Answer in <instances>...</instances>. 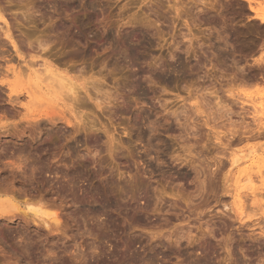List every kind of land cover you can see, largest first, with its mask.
<instances>
[{
    "label": "rangeland",
    "instance_id": "rangeland-1",
    "mask_svg": "<svg viewBox=\"0 0 264 264\" xmlns=\"http://www.w3.org/2000/svg\"><path fill=\"white\" fill-rule=\"evenodd\" d=\"M209 1L0 0V183L62 224L1 220L0 264H264V0ZM40 56L88 94L31 108Z\"/></svg>",
    "mask_w": 264,
    "mask_h": 264
},
{
    "label": "bare ground",
    "instance_id": "bare-ground-1",
    "mask_svg": "<svg viewBox=\"0 0 264 264\" xmlns=\"http://www.w3.org/2000/svg\"><path fill=\"white\" fill-rule=\"evenodd\" d=\"M210 1H212V0H210ZM209 1V2H210ZM217 1L218 0H215V2H213V3H210V5H209V7H208V9L209 10H211V9H215V5L216 4H218L217 3ZM247 2H250L251 3V0H246ZM225 2H226V0H225ZM206 2H204V5H207V4H205ZM209 4V3H208ZM203 5V6H204ZM254 7V6H253ZM251 5H250V10L252 11V12H255V14H256V18L258 19V20H260L261 21V23H263L264 24V15H263V13L261 12V11H257V10H255L254 8H253ZM5 11V10H4ZM206 14V13H205ZM17 20V19H16ZM212 20V19H211ZM0 21L3 23V25L5 26H0V30L3 32V35H4V37L10 42V44L12 45V47H13V49H14V51L16 52V54L18 55V57L19 58H21V59H23V61H24V63H26L27 61H26V59L24 60V57H23V53L21 54V49L18 47V44H17V42L15 41V39H14V37H13V34L14 33H12V30H11V27H10V25H9V23H8V21H7V19H6V17H5V14L3 13V9L1 10L0 9ZM2 36V35H1ZM226 37V36H225ZM27 39V38H26ZM25 40V39H24ZM27 42V41H26ZM1 43V42H0ZM2 44V43H1ZM4 44V43H3ZM30 44V43H29ZM41 44V43H40ZM31 45H33V44H30L29 46H31ZM228 45V44H227ZM234 45V44H233ZM2 46V45H1ZM28 46V45H27ZM231 46V45H230ZM32 47V46H31ZM40 47H42V46H40ZM44 47V46H43ZM39 48V47H38ZM194 49V48H193ZM41 50H43V49H41ZM44 50L46 51V49L44 48ZM189 51V50H188ZM192 51V50H191ZM42 52V51H41ZM188 53V52H187ZM43 54V53H42ZM3 56V55H2ZM46 56V55H45ZM51 56V55H50ZM196 56V55H195ZM13 58V57H12ZM39 58H41V56L39 57ZM41 60L42 61H40V62H35V65L34 66H32L31 67V65L28 67V69L26 68V70H28L27 72V74L29 75V78H28V80L26 79L27 77H24V76H28L27 74H25L24 75V73H23V75H22V73H20L21 71H19V74H21V75H19V76H22L24 79H26V81L24 80V79H22L21 77V79L20 80H23V81H25L24 82V84L25 85H23V83H21L22 84V91H24V93L26 94V96H27V98H28V100L29 101H27L28 103V105H29V103H30V107L31 106H35L36 108L38 107V108H40L41 106L42 107H44L46 104H47V106L49 105H51L52 104V102H54V101H58L57 103H59V102H65V98H66V100H68L69 102H71V103H79L80 101V99H79V96H80V91H82V90H84L85 92H86V94H88V91L86 90V87L83 85V84H79V85H77L76 84V82H74L75 81V79H74V77L72 78V77H70L69 76V74L67 73V72H64V71H61V70H59L51 61H50V59H45L44 57L43 58H41ZM9 61V60H8ZM22 62V61H21ZM21 65V64H20ZM23 68V67H22ZM21 68V69H22ZM17 69V68H16ZM12 71V69H9V71ZM240 70V69H239ZM4 71V70H3ZM22 71H23V69H22ZM16 72V71H15ZM18 72V71H17ZM17 74V73H16ZM4 76V75H3ZM1 77V76H0ZM18 78V77H17ZM78 80V79H77ZM23 81H21V82H23ZM97 81V80H96ZM19 82V81H18ZM92 82V81H91ZM0 83L2 84V85H4L5 83L2 81V80H0ZM98 83V82H97ZM8 84V83H7ZM93 84V83H92ZM6 85V84H5ZM12 85V84H11ZM94 85V84H93ZM96 85V84H95ZM94 85V86H95ZM7 86H10L9 84L7 85ZM24 87V88H23ZM93 87V86H92ZM3 88V87H2ZM93 89H94V87H93ZM95 90V89H94ZM10 91H11V89H10ZM99 92H100V90H98ZM104 92V91H103ZM14 93H16V91H14V90H12L11 91V96H13L14 95ZM23 93V94H24ZM106 93V92H105ZM109 93V92H108ZM107 94V93H106ZM110 95H111V93H109ZM82 95V94H81ZM101 95V94H100ZM10 96V97H11ZM19 96V95H18ZM104 96V95H103ZM106 96H108V95H106ZM105 96V97H106ZM14 97V96H13ZM12 97V98H13ZM16 98H17V96H15ZM109 97V96H108ZM107 97V98H108ZM91 98V97H90ZM106 98V99H107ZM86 99V98H85ZM93 99V98H92ZM18 100V99H17ZM104 101V100H103ZM69 102H67V103H69ZM108 102V101H107ZM12 103V102H11ZM15 103H17V102H15ZM35 105H34V104ZM36 103H37V105H36ZM42 104V105H41ZM45 104V105H44ZM70 104V103H69ZM73 104H70V105H73ZM98 104V103H97ZM110 104V103H109ZM40 107H39V106ZM44 105V106H43ZM76 105H80V104H76ZM24 106L26 107L27 105H25L24 104ZM81 106H82V104H81ZM30 107H27L28 109H30ZM42 107H41V109H42ZM46 107V106H45ZM51 107V106H50ZM49 107V108H50ZM97 107H101V106H99V105H97ZM26 108V109H27ZM32 108V107H31ZM48 108V109H49ZM55 108V107H54ZM69 108V107H68ZM75 108V107H74ZM73 107H71V108H69L70 110H71V112L74 114V110L76 109H74ZM87 108V107H86ZM27 109V110H28ZM48 109H46V110H48ZM53 108L51 107V110H52ZM121 109V108H120ZM50 110V111H51ZM54 110V109H53ZM56 111V110H55ZM51 113H52V111H51ZM54 113V112H53ZM125 113V112H124ZM123 113V114H124ZM55 114V113H54ZM64 114V113H63ZM63 114H62V116L60 117V118H62L63 117ZM46 115V114H45ZM74 115H76V114H74ZM66 116H68V115H66ZM54 117V116H53ZM59 118V117H58ZM134 118V117H133ZM52 121L54 120H56L57 121V119H51ZM61 121H62V119H60ZM63 120H65V124L66 125H69L70 127L72 126V121H70V119H65V118H63ZM39 121V120H38ZM58 121H59V119H58ZM81 121V120H80ZM122 121V120H121ZM48 123H49V121H48ZM78 123V122H77ZM81 123V122H80ZM63 124H64V122H63ZM56 124H54V126H55ZM135 125L136 124H130V126L128 127V129H126L127 127L125 126V130H126V132L124 133V134H127L128 136H132V134H133V132H134V128H135ZM68 126V127H69ZM5 126H2L1 128L3 129ZM52 127H53V124H52ZM13 128V127H12ZM39 128V127H38ZM40 128H41V126H40ZM44 128V127H43ZM94 128V127H93ZM59 129V128H58ZM137 129V128H136ZM166 129V128H165ZM168 129V128H167ZM37 130V129H36ZM60 130V129H59ZM93 130V129H92ZM128 130V131H127ZM17 131H19V130H17L16 129V131L14 132V134H18L17 133ZM33 131V130H32ZM46 131V130H45ZM55 131V130H54ZM95 131V130H94ZM20 133H22V131H19ZM69 132V131H68ZM124 132V131H123ZM167 132V131H166ZM169 132V131H168ZM62 133V132H61ZM140 133V132H139ZM14 134H11V132L9 133H7L5 136H6V139L9 141V137L8 136H14ZM23 134H24V132H23ZM27 134V133H26ZM187 134V133H186ZM21 135V134H20ZM72 135V134H71ZM141 135V134H140ZM1 136V135H0ZM39 136V135H38ZM3 138V137H2ZM44 139V138H43ZM2 141L4 140V139H1ZM46 140V139H45ZM2 141H0V149H2V147H3V144H2ZM40 141V140H39ZM40 143V142H39ZM39 145V144H38ZM5 149V148H4ZM1 151V150H0ZM2 153L4 152V151H1ZM0 152V153H1ZM20 153H21V151H20ZM19 153V154H20ZM18 154V155H19ZM1 155V154H0ZM8 155V154H7ZM14 157V156H13ZM12 157V158H13ZM18 157H20V156H18ZM6 158H7V156H6ZM11 158V159H12ZM8 159V158H7ZM6 159V160H7ZM18 159V158H17ZM3 160H4V158H3ZM9 160V159H8ZM16 160V159H15ZM233 160V163H237L239 160L237 159V158H233L232 159ZM14 161V160H13ZM23 161H25V160H23ZM237 161V162H236ZM9 162V161H8ZM17 162V161H16ZM20 162H22V161H20ZM29 162V161H28ZM15 163V162H14ZM0 164H1V160H0ZM5 163H3V165H4ZM9 164H11V162L9 163ZM8 163L6 164V165H8V166H3V167H5V170H4V173L6 172V171H8V169L9 168H11V166L9 165ZM18 164V163H17ZM13 166L15 165V164H12ZM20 165V164H19ZM19 165H17V166H12V170H15V171H12V172H10V173H12V174H10V175H12V176H16V177H19V176H26L27 175V172H26V170H25V168H27V164H26V162H25V166H23V167H21V166H19ZM2 166V165H1ZM2 167V168H3ZM8 168V169H7ZM4 169V168H3ZM2 170V169H1ZM19 171V170H21V172L19 173V172H16V171ZM3 172V171H2ZM29 173V172H28ZM31 173V172H30ZM6 174V173H5ZM8 177V174L7 175H5V177ZM4 177V178H5ZM10 177V176H9ZM33 177V174H30L29 176H28V178H32ZM3 177H2V180L4 179ZM15 178V177H14ZM27 178V179H28ZM11 179V178H10ZM16 179V178H15ZM33 179V178H32ZM5 180H7V179H5ZM18 180V179H17ZM26 180V179H25ZM14 181V180H13ZM12 181V182H13ZM30 181H31V179H30ZM33 181V180H32ZM4 182V181H3ZM2 182V183H3ZM9 183V182H8ZM9 185V184H8ZM10 186V185H9ZM9 186H4V185H2L1 183H0V221L1 220H3L4 222H5V220L6 221H9L10 223H11V221L12 220H18V219H20V220H22L23 222H24V224H30V222H32L33 224H35V225H44V226H46L47 228H49L50 229V231L54 228V229H56V230H58L59 229V227L62 225L61 224V222H60V219L58 218V216H57V214L56 213H54V214H49V213H46L45 211H44V207L46 206V204L48 203H46L45 201H44V199L46 198V197H44V195H32L31 196V194L29 195L28 193H25V194H21V193H24V192H22L21 191V197H23L24 196V201L22 202V206L21 205H16V204H14V203H12V200H11V198L9 197V196H12L11 194L13 193V190H14V188H12V187H9ZM11 186H12V184H11ZM14 187V186H13ZM19 189H20V187H19ZM16 190V189H15ZM26 191V190H25ZM19 192V191H18ZM14 194V193H13ZM13 196H15V195H13ZM16 197V196H15ZM14 197V198H15ZM19 197V196H18ZM15 200H16V198H15ZM46 201H47V199H46ZM4 203H7V204H4ZM21 203V202H20ZM46 203V204H45ZM106 203V202H105ZM3 204V205H2ZM9 204H13L14 205V209L13 210H10V211H8V209H6V208H4V209H2L3 207H5V206H7V205H9ZM34 204V205H33ZM49 205V204H48ZM47 205V206H48ZM108 205V204H107ZM107 205H105V206H107ZM54 206V205H53ZM2 207V208H1ZM46 208V207H45ZM6 209V210H5ZM55 214H56V216H55ZM43 215H46V217H44ZM14 220V221H15ZM3 222V223H4ZM22 222V223H23ZM2 223V222H1ZM1 227V226H0ZM9 225H8V229H9ZM2 229V228H1ZM0 229V230H1ZM4 229V228H3ZM8 231V230H7ZM7 231H5V232H7ZM53 231V230H52ZM9 233V232H8ZM12 233V232H11ZM17 233V232H16ZM2 233L0 232V235H1ZM10 234V233H9ZM22 235V234H21ZM28 235V234H27ZM264 236V235H263ZM0 238H2V237H0ZM3 238H5V237H3ZM2 238V239H3ZM25 252V251H24ZM1 255V254H0ZM2 256V255H1ZM5 257V256H4ZM1 258V257H0ZM7 258V257H6ZM8 264H10V263H8ZM12 264V263H11Z\"/></svg>",
    "mask_w": 264,
    "mask_h": 264
}]
</instances>
